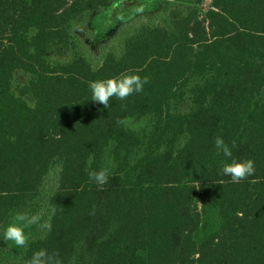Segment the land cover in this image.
<instances>
[{
	"label": "trees",
	"instance_id": "trees-1",
	"mask_svg": "<svg viewBox=\"0 0 264 264\" xmlns=\"http://www.w3.org/2000/svg\"><path fill=\"white\" fill-rule=\"evenodd\" d=\"M177 6L176 0H0V264H27L40 249L58 254L62 264H264V164L238 183L221 172L162 175L156 76L160 64L264 62V46L157 53L154 25ZM101 67H138L148 77L139 92L148 174L109 172L102 187L89 177H66L71 159L77 170L99 171L89 127L94 109L71 102L64 88L70 107L61 127L55 75ZM46 70V90L27 92L32 75ZM121 109L122 102L112 113ZM81 113L87 147L79 137ZM129 114L119 113V120ZM60 129L69 134L63 166ZM51 208V231L25 229L24 248L4 240L15 213Z\"/></svg>",
	"mask_w": 264,
	"mask_h": 264
},
{
	"label": "rangeland",
	"instance_id": "rangeland-1",
	"mask_svg": "<svg viewBox=\"0 0 264 264\" xmlns=\"http://www.w3.org/2000/svg\"><path fill=\"white\" fill-rule=\"evenodd\" d=\"M179 1L187 17L180 19L177 13H172L166 21L154 25L157 53L264 46V0ZM48 73L49 70L37 71L32 75L33 84L26 86V91H45L41 82L47 80ZM122 73L142 77L143 69L101 67L85 72L58 69L55 75L60 98L66 88L71 92V102L85 103L92 99L90 82L119 77ZM156 74L161 174L221 172L230 159H252L256 176L264 164V62L160 64ZM140 99L139 93H133L124 100L113 97L109 101L113 111L122 102L119 113L136 112V131L129 133L128 138L131 135L140 138L134 144L139 147L128 145L118 149L116 170L114 165L109 169L113 176L148 174L143 160L146 147H141ZM130 121L125 119L126 126ZM217 136L232 149V158L217 152L214 144ZM87 146L90 144L84 147ZM69 166L66 177L73 181L89 177L92 171V167L85 172L77 170L75 159H71Z\"/></svg>",
	"mask_w": 264,
	"mask_h": 264
},
{
	"label": "clouds",
	"instance_id": "clouds-1",
	"mask_svg": "<svg viewBox=\"0 0 264 264\" xmlns=\"http://www.w3.org/2000/svg\"><path fill=\"white\" fill-rule=\"evenodd\" d=\"M146 83H148L146 76L142 78L138 74L123 73L119 77L92 81L89 85L92 92L91 100L109 108L111 98L116 97L119 100H124L133 93L142 92ZM119 122L124 123L123 120ZM214 144L218 153H222L226 158H232V149L222 137L217 136ZM108 173L109 170L105 167L99 171H90L88 175L91 180L102 187L108 181ZM221 174L230 177L232 182L238 183L255 174V163L252 159H230V162L223 164ZM55 212V208L41 209L34 214L18 211L15 213L12 222L4 230V240L13 242L18 248L26 247L29 236L26 235L25 229L36 226L42 233L51 231V218ZM46 214L48 218L44 219ZM27 264H62V262L58 254H50L46 249H40L33 254Z\"/></svg>",
	"mask_w": 264,
	"mask_h": 264
},
{
	"label": "crops",
	"instance_id": "crops-1",
	"mask_svg": "<svg viewBox=\"0 0 264 264\" xmlns=\"http://www.w3.org/2000/svg\"><path fill=\"white\" fill-rule=\"evenodd\" d=\"M178 2V6L175 8L173 13L178 14V18L182 19L187 17V13L182 12L183 8L180 4L179 0H176ZM69 91L64 90V93L62 94L60 98V93L58 91V120L59 124L62 127L61 122L63 120H66L68 122V117L64 118V109L65 111H69L70 107V101H69ZM87 108L93 107L94 109V118L93 122L89 125V127L93 130V156H94V163L97 165L98 169L102 168H112V164H114V168L116 170L117 164H118V148L119 147H125L127 145H130L133 148L139 147L137 144V139H140L138 137H135L133 135L128 138L129 133L133 134L135 130V113H130L129 116H123L119 120V113H112V108L110 107V113L109 116L107 115V112L103 109V105L97 102H91L88 100L83 104ZM140 114L143 116V126L141 129V147H146V136L144 137L145 132V119L143 115V111H140ZM129 118L131 121L128 123V126H126L125 119ZM124 121V123H120L119 121ZM79 121L81 123V133L79 135L80 139L83 140V144L85 145V139H86V122H85V116L83 113L79 116ZM119 129H122L125 131L124 134L119 131ZM64 137L67 139L69 138L68 130L63 131L60 129L59 131V141H60V158H61V164L67 162L68 160V148L69 143H64ZM136 140V141H134ZM145 141V144H144ZM145 156H146V150H145ZM144 160V159H143ZM146 163V159H145ZM110 175L109 177H111Z\"/></svg>",
	"mask_w": 264,
	"mask_h": 264
}]
</instances>
